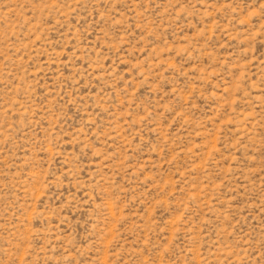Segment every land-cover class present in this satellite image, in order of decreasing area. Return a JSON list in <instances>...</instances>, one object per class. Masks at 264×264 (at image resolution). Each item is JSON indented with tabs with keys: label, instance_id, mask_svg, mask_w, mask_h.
<instances>
[{
	"label": "rangeland",
	"instance_id": "374dc122",
	"mask_svg": "<svg viewBox=\"0 0 264 264\" xmlns=\"http://www.w3.org/2000/svg\"><path fill=\"white\" fill-rule=\"evenodd\" d=\"M0 264H264V0H0Z\"/></svg>",
	"mask_w": 264,
	"mask_h": 264
}]
</instances>
